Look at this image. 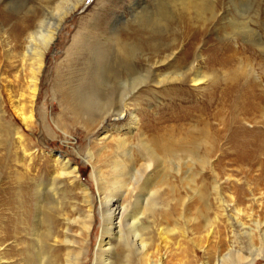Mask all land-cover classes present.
I'll return each instance as SVG.
<instances>
[{
  "label": "rangeland",
  "instance_id": "374dc122",
  "mask_svg": "<svg viewBox=\"0 0 264 264\" xmlns=\"http://www.w3.org/2000/svg\"><path fill=\"white\" fill-rule=\"evenodd\" d=\"M59 1H64L68 15L48 54L36 115L27 127L16 111L23 106L28 110L32 100L27 94L30 62L24 63L23 56L31 33L47 18L53 19L54 13L63 15L60 6L54 12ZM177 4L179 0H0V264H39L32 244L38 228L37 234L52 229L59 235L56 241L61 239L59 244L46 240L56 246L52 252L47 249V264H67L68 255L71 264H103L109 252L114 264H264V257L256 256L257 249L264 247V234L259 231L264 190L258 184L264 163L241 166L224 157L229 152L228 137L236 129L232 107L227 106L218 118L210 114V126L195 117L183 124L173 122L184 113L172 117L174 106L181 102L187 112L199 114L197 109L206 105L208 112L216 113L212 92L227 93L233 104L239 98L237 111L242 110L243 95L257 91L264 96V0H206L205 7L189 12ZM160 10L167 13L164 27L155 23ZM49 25L44 26V34ZM115 37L121 41L120 51L113 44ZM190 48V62L201 60L200 53L210 59L209 49L222 48L228 64L222 62L212 70L203 65L207 83L181 100L179 82L157 86L155 76L183 68L185 61L180 58ZM172 52L179 59L164 66ZM123 53L142 71L141 78L110 91L108 108L113 111L103 122L104 108L89 94L99 88L100 71L111 80L116 69L123 70L128 58ZM100 89L105 90L103 85ZM121 108L128 116L125 113L115 122L114 110ZM139 109L149 113L146 121H153L157 134L146 126L143 131L141 122L132 125L129 113L138 114ZM257 120L264 125V118ZM239 125L252 127L248 121ZM201 131L214 141L213 146L208 142L195 147L194 134ZM156 136L159 150L152 144ZM141 138L156 149L158 160L138 181L132 178L119 189L117 182L129 158L120 142L129 139L138 169L145 153ZM168 145L171 149L162 151ZM16 153L23 155L19 164L12 159ZM204 157L210 158L194 165ZM66 161L77 168L78 179L74 183L71 176L59 175L54 197L49 186ZM19 172L42 185V196L33 186L28 193L14 194ZM238 187L241 198L236 196ZM85 188L89 198L82 193ZM108 201L119 206L116 212L110 210L113 223L121 224L113 237L105 232ZM85 223L92 225L89 236L83 230ZM65 236L71 245L63 242ZM235 246L249 259H222Z\"/></svg>",
  "mask_w": 264,
  "mask_h": 264
},
{
  "label": "bare ground",
  "instance_id": "6f19581e",
  "mask_svg": "<svg viewBox=\"0 0 264 264\" xmlns=\"http://www.w3.org/2000/svg\"><path fill=\"white\" fill-rule=\"evenodd\" d=\"M179 2L181 4H177V8H181L183 10V12L184 11L189 12L192 9H202L203 7L206 6V0H179ZM63 3H64V1H59L57 4V8H54V12H56L58 7L60 6L59 12L60 13L62 12L63 15L57 16L53 12L54 13L53 19L47 18V20L44 23L40 24L31 33V35L29 37V41H28L29 45H28L27 53H25V55L23 56L24 63L30 62V63H28V65H30L29 68L31 69L32 75H31V80L29 81V84L27 83L28 84V88H27L28 93L27 94H28V97H30L32 100L30 103L31 104L30 108L28 110L25 106H23L22 108L16 109V111H17L18 116L22 118L24 124L27 127L31 126V124H32L31 121L35 118V115H36V104H37L36 100H38V98H39L40 76L42 75L43 69L46 66L48 54H49L51 48L53 47V45H54V43L58 37L57 32H58L60 26L63 25L64 21L66 20V16L68 15V12L64 11L65 6ZM169 10H170V8H169ZM160 14H161L160 19L159 20L157 19L155 21V23L161 27H164L165 25H167L166 24L167 19L165 16V14H167V13L163 14V12L160 10ZM48 23H50L49 31H48V33L44 34L43 28ZM113 41H114L113 44L117 48L116 51H120L119 44H121V41H120L119 37L113 38ZM125 46H126V44H125ZM190 50H191V48L186 50L185 52H183L182 56L180 58L181 60L185 61V63L183 64L185 66L183 68H179L175 72L167 73L163 76L162 75L155 76V83L157 86H159V85L161 86L163 84L165 85V84H168L170 82H176V83L179 82L180 88L178 90V94L180 95L181 100L185 97V95L188 96L187 94H190L193 91L195 92V91L199 90V88L202 85L207 83L208 77L205 75V72L203 70V65L207 66V68H206L207 70H212V69L217 68L218 66H221L220 64H222V62H224L223 65L228 64V62H226V59L223 58V49L222 48L209 49L208 52H210L209 53L210 59L203 58L204 56H202V54L200 53L201 60H198V58H195L196 61L194 60L193 62L188 61ZM123 54L128 56V58H126V65L123 68V70L119 71L116 69V71L112 73L111 80L108 79V75L106 74V71H105V73H103L104 70L100 71V72L98 71L99 73L97 75V83H98L97 85L99 86V88L97 87L95 91H93V92H91V94H89L90 98L97 101L104 108V111H101L102 116H104L102 118L103 122L107 120L108 115H111L110 113H112V111H113L112 108H110V109L108 108L109 102L111 101L110 100L111 95H112L110 91L116 89L115 90V92H116L119 84L121 87L126 88V86L131 82L133 84L138 83V81L141 78V76H139V73H141L142 71L140 72L137 69L138 66L135 64V62L132 63L131 56L129 57L128 53H123ZM177 59H179V58H177V53L172 52L171 55L169 56V59L164 64V66L170 65L171 63H173ZM74 60L75 59H71V61H74ZM100 66H103L102 63L100 64ZM106 67L107 66L104 65L105 70H106ZM156 69H157V67L152 68L153 72L156 73L158 71ZM204 69H205V67H204ZM149 73H151V72H149ZM73 75H74V73H73ZM73 75H72V77H73ZM18 76H19V74H17L16 77H18ZM86 79H87V77H86ZM98 80H100V81H98ZM100 85H103V88H105V90L100 89ZM186 85H187V87H186ZM184 87H186V89ZM253 89H254V87H252V90ZM73 91H75V90H73ZM76 91L78 92L80 90L78 88H76ZM212 93L216 94V99L214 96L212 97L213 99H210V101L211 100L215 101L213 103H215L214 105L217 106V109H215L217 112L216 113L214 112L215 114L212 112H208L206 105H204L202 108L197 109V110H199V114H196L195 112L194 113L193 112H187L188 111L187 108H185L182 105L183 103L180 101L181 102L180 104L174 106V108L177 107L178 112H175V109L173 108L172 117L176 116L179 113H184V114L181 115L180 117L173 118V122L176 124H183L189 118L195 117L199 121H203L204 125L210 126L211 125V117H208L210 114H213L214 116H217V118H218L219 113H221L222 111H226L227 106H231L233 109V112H234L231 120L234 121V123L236 125L235 126L236 129H232L231 133L228 137V144L230 145V147H229V152L227 154H229L231 156H228L226 154L224 157L229 158V160H230L229 162L237 163L238 165H241V166H251L260 160H262L264 163V125L262 126L261 122L257 120L258 117L264 118V96H262L260 93H257V91H252L246 95H243L244 102H243L242 110L237 111V110H240V108H241V107L237 106V104L239 103V101H238L239 98L236 100V103L233 104L230 102L227 93H217V92H212ZM75 94H76V92H75ZM22 96H26V95L23 94ZM187 98H189V97H187ZM88 100H89V98H88ZM81 102H83V101L81 100ZM126 103H127V101H126ZM85 104H87V103H85ZM214 105H212V106H214ZM91 107H93V105H91ZM114 112L116 113L115 114L116 119H114V120H115V122H119L124 117L125 113L127 112V109L121 108L120 110H114ZM127 113H126V116H128ZM204 113L206 114V116ZM129 117H131V120L133 122L132 125L134 127L138 124V122L139 123L141 122L140 124L142 126L141 128L143 131L145 129L144 127L146 126L149 131L156 133L155 132L156 128L153 124V121H150V120L146 121V118L149 117L148 112H144L141 109H139L138 114L134 113V111H133V112L129 113ZM241 121H248V123L250 125H252V127L250 128V127L240 126L239 123H241ZM192 133L193 132L190 131V129L187 131V137L189 138V140L191 139L190 136ZM106 136L108 137V135H106ZM194 137H195V147H197L198 144H205L208 142H210L211 146H213L214 141L209 139L208 137H206L205 133L203 131L198 132L196 135L194 134ZM127 140H129V139H126L125 141L122 140L120 142V147L123 148L124 151L127 152V154H129L128 155L129 158L127 159L128 160L127 164H126V162H124V164H125L124 165V171L121 174L122 179L117 182V184L120 186L119 189L120 188H126L129 185V182H130L129 180H131L132 178H135L134 180L138 181L136 178L139 175H142V174L145 175L148 172V170L153 167L155 161L158 160V157L156 156V149L159 150V148H160L157 136L152 141V144L155 146L156 149H154V148L151 149L150 146L148 145V143L146 142V140L144 138H141L139 141V144H140V147L143 149V151H145V153L142 154L140 152L142 154L141 155V157H142L141 163L142 164L140 165V168L136 169L138 166L137 165L138 163L135 164V161L132 158L133 146ZM170 149H171V146L168 145L165 148H163L162 151H168ZM16 154L18 156L13 157L12 159L14 162H17L19 164L23 155L22 154L19 155V153H16ZM208 158H210V157H207V158L204 157V158H202L201 161L195 160L194 165L196 164V162L199 163V162L207 161ZM31 162H32V159H31ZM12 167H11V169H12ZM61 167H62L61 173H59L58 175L53 177L52 183L49 186V188H50L49 191L52 192L54 197L58 196V190L59 189L56 186V184L61 182L60 179L58 178L59 175L60 176L67 175L68 177L71 176L74 180V183L76 182V179H78V176H76V174H78L77 168H73L69 161H66L64 165H61ZM115 170L117 171L118 168H116ZM260 176L262 177L261 174H260ZM15 182H16V189L14 190L15 195L16 194L21 195L24 191H27V190L30 191V188L33 186L37 190H38V188H40L39 193L42 196V192H43V189H41L42 185H40V183H38L35 178H30V176L28 174L24 175V173L19 172L15 178ZM258 184L262 185V190H264V170H263V177L261 180L259 179ZM215 189H217V188H215ZM29 191H27V193ZM89 192L90 191L88 190V188H85L82 191V193L85 195L86 198H89V196H90ZM39 193H37L38 195H36L37 198H41ZM147 195H149V198H153V196H154L153 194H151L150 189H148ZM242 195H243L242 188L238 187L237 191H236V196L241 198ZM101 196H102V192H101ZM86 201L89 203V207H91V209H92V203H91L90 199L86 200ZM108 202H109V204L107 206L109 207V209L104 210L105 213H107V212L110 213L111 209L113 210V212H116V210L119 209V206H117L115 204V202H113V201H108ZM88 218L92 219L93 214L91 213L90 216H88ZM113 218H114V216L110 213V215H108V219L106 220L107 226L105 229L106 234H108V235L110 234V235H112V237L116 234L114 232L115 229L121 228V224L117 225V224L113 223ZM91 224H92V222H91ZM136 225L137 224L135 222H133L131 224L132 230L136 229ZM91 227H92V225H88L86 223L84 224L83 230L86 233V236L90 235ZM259 231H261L264 234V221L259 222ZM36 232H40V229L38 228ZM36 232L32 236L33 237V239H32L33 248L35 249V253L38 257L39 264H47V262H46V260H47L46 251L48 249L50 252H52L53 251L52 249L55 250L56 246L54 244H52V245H50L48 243L46 244V242H47L46 240H48V242L54 241L55 244H59V243H61V241H60L61 239L59 238L56 241V237H58L59 235L57 233H55L52 229H47V231L43 235L37 234ZM42 236H44L45 239ZM239 238H240V235H238L236 240H238ZM111 240L112 239H110L107 242L108 245H111ZM63 242L67 245L72 244V242H70V240L66 236H65V239L63 240ZM102 249H103V247H102ZM103 251H105V250H103ZM257 251H258V253L256 255L257 257H264V247L258 248ZM111 255H112V252H109L103 256V258H104L103 264H114L111 260ZM233 256H237L238 261H240V262L247 260L250 257L249 255H248V257L243 256L241 254V249L237 248L235 246L232 249L228 250V253L225 256H222V259H225L227 257L231 258ZM29 262H30V260H29ZM66 262H67V264L73 263L72 259L70 258V255H68V259Z\"/></svg>",
  "mask_w": 264,
  "mask_h": 264
}]
</instances>
